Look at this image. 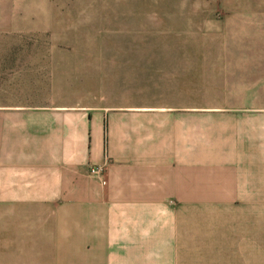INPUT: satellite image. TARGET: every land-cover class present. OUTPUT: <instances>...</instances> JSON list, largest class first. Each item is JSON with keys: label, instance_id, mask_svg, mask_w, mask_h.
<instances>
[{"label": "crops", "instance_id": "obj_1", "mask_svg": "<svg viewBox=\"0 0 264 264\" xmlns=\"http://www.w3.org/2000/svg\"><path fill=\"white\" fill-rule=\"evenodd\" d=\"M260 7L240 27L249 44L214 69L237 95L214 106L209 98L201 142L196 110L50 93L61 75L50 66V31L18 29L15 16L0 25V211L62 214L83 262L166 260L167 246L181 254L183 238L194 247L201 231L214 243L238 240L254 263L264 226ZM97 166L102 180L89 174Z\"/></svg>", "mask_w": 264, "mask_h": 264}, {"label": "rangeland", "instance_id": "obj_2", "mask_svg": "<svg viewBox=\"0 0 264 264\" xmlns=\"http://www.w3.org/2000/svg\"><path fill=\"white\" fill-rule=\"evenodd\" d=\"M263 2L0 0V25L15 16L18 29L50 31V66L61 73L50 93L89 106L133 102L196 110L201 142L209 98L214 106L222 95H237V86L214 69L249 44L240 27L262 13ZM6 209L0 211V264H264V226L262 256L254 263L243 260L238 240L214 243L201 231L194 247L183 238L181 254L167 246L166 260L98 263L80 261L78 232L63 228L62 214Z\"/></svg>", "mask_w": 264, "mask_h": 264}, {"label": "built area", "instance_id": "obj_3", "mask_svg": "<svg viewBox=\"0 0 264 264\" xmlns=\"http://www.w3.org/2000/svg\"><path fill=\"white\" fill-rule=\"evenodd\" d=\"M89 174L94 176L97 179L102 180L103 167L102 166L93 167L90 169ZM102 183L104 184L103 181H102Z\"/></svg>", "mask_w": 264, "mask_h": 264}]
</instances>
